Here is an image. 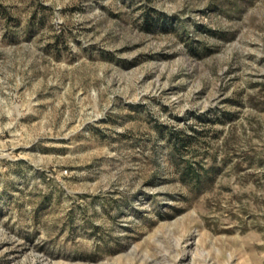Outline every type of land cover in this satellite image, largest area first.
I'll use <instances>...</instances> for the list:
<instances>
[{"label":"rangeland","instance_id":"1","mask_svg":"<svg viewBox=\"0 0 264 264\" xmlns=\"http://www.w3.org/2000/svg\"><path fill=\"white\" fill-rule=\"evenodd\" d=\"M0 264H264V0H0Z\"/></svg>","mask_w":264,"mask_h":264},{"label":"trees","instance_id":"2","mask_svg":"<svg viewBox=\"0 0 264 264\" xmlns=\"http://www.w3.org/2000/svg\"><path fill=\"white\" fill-rule=\"evenodd\" d=\"M178 140H180V139L178 138ZM179 146H180V143L178 142V143L176 144L177 149H178ZM185 168L188 169V170H192V171L195 172L196 174H199L198 170H197V169H193L192 167H190V165H189L188 167H185ZM188 170H187V171H188Z\"/></svg>","mask_w":264,"mask_h":264}]
</instances>
